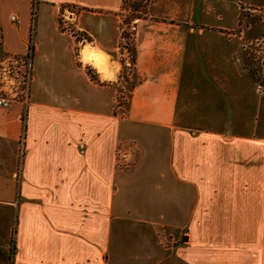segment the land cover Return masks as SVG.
Masks as SVG:
<instances>
[{"label":"crops","instance_id":"0c3cea01","mask_svg":"<svg viewBox=\"0 0 264 264\" xmlns=\"http://www.w3.org/2000/svg\"><path fill=\"white\" fill-rule=\"evenodd\" d=\"M120 6L0 0V61L30 64L0 107V264H264V0H149L118 122Z\"/></svg>","mask_w":264,"mask_h":264},{"label":"rangeland","instance_id":"374dc122","mask_svg":"<svg viewBox=\"0 0 264 264\" xmlns=\"http://www.w3.org/2000/svg\"><path fill=\"white\" fill-rule=\"evenodd\" d=\"M135 1H141V0H125V3L123 4L122 11H119L120 15V39L118 44V52H119V58L121 63V74L124 77L123 86L122 88H118L113 94L112 97V109L111 113L114 118V120L120 122L124 120L127 117V105L129 101V96L131 93L132 87L135 85V83L138 81L137 75L135 73L134 64L131 62L130 58L131 55L128 51L129 43L134 42V28L131 26H127L125 21L126 18H130L132 13L134 12V3ZM145 4V3H143ZM147 7L149 5V0L146 2ZM248 14L251 15V19L248 21L254 25H257V22L262 23L261 27V34L257 36L256 39H252L249 41L247 45V49L251 50L252 56H255L258 58L259 52L263 49L264 46V12L261 10H250L248 9ZM135 13V12H134ZM147 15V11H146ZM249 15V16H250ZM263 18V19H262ZM140 19H134V22H137ZM59 28L61 30L67 29L69 33H71L73 36L76 37V40H89V36L82 32H75L72 28V24L63 17L59 18ZM32 32V29H31ZM129 33V38L121 36V33ZM234 32V31H233ZM236 32V31H235ZM124 33V34H125ZM32 34V33H31ZM131 39L133 41H131ZM30 40L33 42V38L31 36ZM87 72V70H86ZM256 73V70H255ZM88 74V73H87ZM89 76V74H88ZM90 77V76H89ZM28 62H13V61H7L4 62L3 60L0 61V94L2 97L9 99L10 101L12 99H19L27 101V92H28ZM25 111L23 110V114ZM22 150V149H21ZM135 149L132 143L126 144L125 141L120 140L116 147L114 148L113 152V167L117 171H125L129 170L134 165H137L138 159L135 155ZM170 232V231H169ZM171 233V232H170ZM159 234H164V229L161 226L159 230ZM165 235V234H164ZM161 236V244L165 247H172L175 244H180L181 242H177L172 238V235H170V241L166 238L162 239Z\"/></svg>","mask_w":264,"mask_h":264},{"label":"trees","instance_id":"16d2710c","mask_svg":"<svg viewBox=\"0 0 264 264\" xmlns=\"http://www.w3.org/2000/svg\"><path fill=\"white\" fill-rule=\"evenodd\" d=\"M147 0H141V1H135L133 2L134 4V12L132 13L131 17L130 18H126L125 23L126 25L129 27H133L134 25V19H143L145 18L146 16V11H147V4H146ZM125 3V0H121V6H120V11H122V7H123V4ZM145 3V4H143ZM134 30V29H133ZM125 32H122L121 33V36L122 38L123 37H126V38H129V33H125ZM0 40H1V35H0ZM131 41H133L131 39ZM28 50H29V53H28V58L31 57V54H32V50H33V42L29 39V45H28ZM128 51H129V54L131 55V62L134 64L135 62V55H136V50H135V45H134V42H131V44L129 43V46H128ZM85 69L87 70V73L89 74L90 78L95 81V82H99V80L97 79V76L94 72V70L92 68H90L89 66H85ZM22 120L24 122L25 120V117H24V114L22 115Z\"/></svg>","mask_w":264,"mask_h":264},{"label":"built area","instance_id":"2783aa9c","mask_svg":"<svg viewBox=\"0 0 264 264\" xmlns=\"http://www.w3.org/2000/svg\"><path fill=\"white\" fill-rule=\"evenodd\" d=\"M29 75H30V64L28 63V77ZM28 84H29V81H28ZM9 103H10V100L2 97V95L0 94V107L6 108L9 105Z\"/></svg>","mask_w":264,"mask_h":264}]
</instances>
